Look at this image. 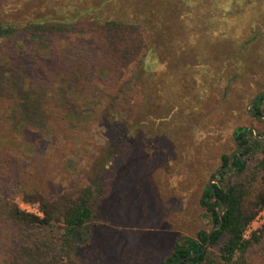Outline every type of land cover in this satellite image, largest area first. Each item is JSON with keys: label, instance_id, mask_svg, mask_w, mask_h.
Segmentation results:
<instances>
[{"label": "rangeland", "instance_id": "374dc122", "mask_svg": "<svg viewBox=\"0 0 264 264\" xmlns=\"http://www.w3.org/2000/svg\"><path fill=\"white\" fill-rule=\"evenodd\" d=\"M71 1L72 8L66 6L70 16L80 9L88 11L79 19L86 28L94 23L90 19L92 15L103 12V16L136 23L135 28H155L156 35L164 34L166 39L164 42L161 37L157 39L160 40L157 48L163 49L167 62L178 65L168 75L172 80L167 93L169 97L177 91L181 95L175 98L179 112L176 115L173 101L169 100L167 113L173 121L157 129L147 127L139 136L138 145L147 150L149 156L136 154L133 157L129 145L122 141H117L115 146L110 144L107 129L97 115L81 123L65 120L57 110L56 97L37 87L38 75L31 70L44 60L51 44L56 49L70 45L67 36L31 39L18 34L0 38V153L5 155L2 161H10L13 170L20 174L13 199L22 210L42 215L37 203L22 201L20 190L23 187L35 188L47 195L63 189L71 192L87 182L99 157L113 150L112 166L101 176L106 196L107 184L116 167L121 168L112 182L116 195L101 206L103 218L93 219L91 239L79 241L72 258L79 264H114L115 261L118 264H159L170 252L177 232L193 235L198 229L208 228L201 211L196 210L197 198L210 172L220 165L221 155L233 150L234 129L254 126L264 132L262 119L250 117L246 112L254 94L264 90V0H118L116 4L107 2L108 8L103 0ZM65 2L0 0V11L4 10L11 18L25 20L31 14H55L56 8L64 7ZM98 5L101 8L96 9ZM162 30L164 32H160ZM21 58L26 64L24 71L19 66ZM235 74L230 85L228 80ZM109 77L99 83L101 88L117 86L118 81ZM191 83L189 90L180 89ZM23 92H27L24 97L27 101L21 100V104L38 109L30 112L31 115L23 110L18 117L23 124L21 129L20 125L10 131L12 125L6 115L15 108ZM162 93L165 100L167 97ZM99 94L100 91L90 100L96 101ZM82 101L85 107L92 103L85 98ZM205 101L213 104L211 109ZM154 138L170 148L168 153L162 151L166 154L165 160L159 157L151 161L156 152L152 147ZM189 145L205 152L199 164L196 158V162L193 161L195 171L189 166L190 150L195 149ZM178 157L175 162L173 158ZM202 159L211 160V171L202 166ZM251 163L249 161V166ZM198 169L204 174L200 185L195 180ZM191 184L193 192L189 191ZM108 209H114L113 216ZM261 214L249 224L247 236L264 226V212ZM110 232L115 235V242ZM209 250L214 252L216 248ZM50 256L48 254L46 260ZM252 258L251 264H264ZM7 261L8 255L1 252L0 264Z\"/></svg>", "mask_w": 264, "mask_h": 264}, {"label": "trees", "instance_id": "16d2710c", "mask_svg": "<svg viewBox=\"0 0 264 264\" xmlns=\"http://www.w3.org/2000/svg\"><path fill=\"white\" fill-rule=\"evenodd\" d=\"M46 1L43 0L44 4ZM67 1L70 4L66 5ZM66 2L62 8L56 6L55 14L36 16L31 14L25 20L11 18L1 10L0 38L18 34L29 36L31 39L67 36L70 45L56 49L51 44L45 51L44 60H40L34 70H31L35 76L38 75L35 80L37 87L39 85L46 94L52 93L56 97L57 110L65 120L81 123L92 115H97L107 129L112 146H115L117 141H122L129 145V153L133 157L136 154L148 157L149 152L143 148L145 152L141 145H138L139 136H142L147 127L154 126L157 129L173 121L171 115L167 113L169 100L173 101L171 104L173 110H176V115L179 112L178 101L175 98L178 99L181 95L177 91L169 97L167 93L172 80L168 75L170 71L178 68V65L171 61L167 62L163 49L157 48V43L166 39L164 34L156 35L155 28H135L136 23L120 21L118 17L103 16V12L96 16L92 15L90 19L94 23L91 24L92 27L86 28L79 19L84 14L87 15L88 11L80 9L72 17L66 11L67 7L72 8V1ZM102 2L105 8H108L107 2L119 3L118 0ZM99 8L101 6H96V9ZM159 38L160 40H157ZM19 66L23 71L26 69L22 58L19 60ZM109 76L118 81L117 86L113 89L101 88L102 84L99 83ZM235 77L236 74L229 78L230 85ZM191 85L192 83L180 86V89L187 91ZM49 89L53 91L49 92ZM98 91L99 98L92 102L90 98L97 95ZM162 92L167 97L165 100ZM24 97H27V92L22 93L20 99L16 100L15 108L6 115L12 125L10 131L18 129L20 125L21 129L23 124L18 117L22 115L23 110L30 114L38 109L21 104V100L27 101ZM83 98L89 103L92 102L87 106L89 108L83 106ZM263 99L264 95H260L253 104L258 114H260L258 107ZM165 103L166 108H163ZM205 105L209 109L213 106L210 101L207 104L205 101ZM247 113L250 117L261 119L260 116ZM242 128L247 127L234 129L233 143L235 138L243 136V132L236 134V130ZM131 132L136 135L133 136ZM258 135L264 136V132L258 131ZM252 137L257 152L248 161H242L237 155L233 156L234 174L229 183L228 155L232 150L221 155L220 165L213 171L210 169L211 160L202 159V166L211 172L199 192L196 210L201 211L208 228L198 229L193 235L177 232L175 235L178 236L172 241L170 252L159 264H176L191 253L194 255L180 264H251L252 257L264 262V226L259 231L251 232L248 238L244 237L247 226L264 207V141ZM152 142L156 152H153L151 161L159 157L165 160L166 154L162 151L168 153L170 148L159 141V138H154ZM240 144L241 142L238 143ZM248 150L250 148H246L243 154ZM112 151L108 150L105 156H100L94 165L93 174L90 178L87 177L89 179L86 178L87 182L76 186L71 192L63 189L57 194L47 195L38 189L29 190L23 187L20 190L22 201L37 203L42 215L22 210L13 199L14 192H17L15 190L17 184H20V174L13 170L10 161H2L5 160V155L0 153V253L8 255L7 264H79L72 258L74 249H77L79 241L91 239L93 219L102 217L101 206L106 205L110 198L116 195L112 182L121 168L116 167L107 184L109 191L106 196L103 193L101 176L112 166L110 162L115 156ZM190 153L192 154L189 166L195 171L193 161L196 162L197 159L199 164L205 152L197 146L194 152L190 150ZM173 159L176 162L179 157ZM249 161L252 162L251 166ZM217 173L219 184L213 183L212 187L216 196L226 205V211L223 214L222 225L211 233L210 242L203 250L208 231L219 222L222 208L208 187L209 180ZM202 175L204 174L198 169V175L195 176L198 185L203 181ZM192 189L191 184L189 191ZM183 192L185 193V190ZM107 211L114 215V209ZM57 229L58 232L55 233ZM112 232L110 235L115 242V235ZM168 241H171V237L170 240L167 239V243ZM210 247H215L216 251L211 252ZM48 254H51L50 259L46 260ZM114 264H118V261Z\"/></svg>", "mask_w": 264, "mask_h": 264}, {"label": "water", "instance_id": "95a60500", "mask_svg": "<svg viewBox=\"0 0 264 264\" xmlns=\"http://www.w3.org/2000/svg\"><path fill=\"white\" fill-rule=\"evenodd\" d=\"M260 95H264V90L263 91H259L257 93L254 94V96L252 97V99L250 100V102L247 104L246 106V111L249 112V113H254L252 110L249 109L250 106H252L254 104V102L257 100V98L260 96ZM245 128H242L241 130L243 131ZM237 131V130H236ZM250 131H253V135L254 137L259 140V141H264V136H259L258 135V132H257V129L255 127H248L247 130H246V136L250 133ZM238 132V131H237ZM233 146L237 149V140L234 141L233 143ZM254 150V148H253ZM235 153H238L236 150L235 151H231L228 155V167H229V178L231 177V174L233 173V161H232V158H233V155ZM213 182H217V177L214 176L212 179L209 180L208 182V187L210 188V191L213 195V197L215 199L218 200L219 203H221L222 205V208L220 210V213H219V222L211 227L208 231V234H207V241H206V245L203 247V250L205 249V247L209 244L210 242V236H211V233L213 231H215L216 229L220 228V226L222 225V222H223V214L224 212L226 211V205L224 203H222V201L216 196L215 194V191H214V188L212 187V183ZM219 184V183H218ZM222 188H224L223 186H220ZM194 255V253H191L183 258H181L176 264H180L181 261L185 260L186 258L188 257H192Z\"/></svg>", "mask_w": 264, "mask_h": 264}, {"label": "flooded vegetation", "instance_id": "af4514ba", "mask_svg": "<svg viewBox=\"0 0 264 264\" xmlns=\"http://www.w3.org/2000/svg\"><path fill=\"white\" fill-rule=\"evenodd\" d=\"M255 103V102H254ZM251 108V109H250ZM250 110H252L254 113H249L252 115H256V116H260L262 121L264 122V104H260V106L258 107L260 114L257 113L256 109L252 106L249 107ZM249 127H254V126H249ZM248 128V127H247ZM247 128H245L243 131L242 130H237L236 134H240V132H243V136L242 137H237L235 138L234 141L237 140V149L233 146V150L232 151H237L238 153H235L234 155H237L242 161H248L256 152H257V147L255 145V143L252 141L253 137V131H250V133L246 136V130ZM258 132V131H257ZM255 138V137H254ZM256 139V138H255ZM241 142L240 145H238V143ZM246 148H250V150H248L245 154H243V152L245 151ZM254 148V150H253ZM233 155V156H234ZM233 161V158H232ZM234 174V168H233V173L231 174V177L229 178V172H228V176H227V181L228 183L231 181L232 177ZM216 177L218 178V173L216 174ZM212 179V178H211ZM218 181V179H217ZM213 183H217V182H213ZM212 183V184H213ZM219 183V182H218ZM229 185V184H228ZM224 188H227L225 186H223Z\"/></svg>", "mask_w": 264, "mask_h": 264}, {"label": "built area", "instance_id": "2783aa9c", "mask_svg": "<svg viewBox=\"0 0 264 264\" xmlns=\"http://www.w3.org/2000/svg\"><path fill=\"white\" fill-rule=\"evenodd\" d=\"M262 209H263L262 211L264 212V208H262ZM263 212H260V213L256 216V219L259 218L260 215H262L261 213H263ZM248 229H249V225L247 226V228H246V230H245V232H244V237H245V238H248V237H249V236H247V233H248V231H249Z\"/></svg>", "mask_w": 264, "mask_h": 264}]
</instances>
